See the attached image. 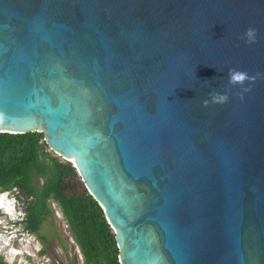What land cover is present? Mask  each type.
I'll return each instance as SVG.
<instances>
[{"label": "water", "instance_id": "obj_1", "mask_svg": "<svg viewBox=\"0 0 264 264\" xmlns=\"http://www.w3.org/2000/svg\"><path fill=\"white\" fill-rule=\"evenodd\" d=\"M28 131L119 264H264V0H0V132Z\"/></svg>", "mask_w": 264, "mask_h": 264}, {"label": "trees", "instance_id": "obj_2", "mask_svg": "<svg viewBox=\"0 0 264 264\" xmlns=\"http://www.w3.org/2000/svg\"><path fill=\"white\" fill-rule=\"evenodd\" d=\"M52 153L42 132H0V190L13 189L25 196L23 229L46 240V235L39 231L53 216L49 205L52 200L66 221L83 264H119L114 233L102 208L87 191L72 163ZM72 180L80 188L66 192ZM0 264L10 263L0 257Z\"/></svg>", "mask_w": 264, "mask_h": 264}, {"label": "rangeland", "instance_id": "obj_3", "mask_svg": "<svg viewBox=\"0 0 264 264\" xmlns=\"http://www.w3.org/2000/svg\"><path fill=\"white\" fill-rule=\"evenodd\" d=\"M52 154L63 159L55 152ZM75 188H80L79 183L72 180L65 191L70 192ZM13 194L14 210H23L25 196L20 191H14ZM49 205L53 210V216L42 224L39 231L40 234L46 235V240H41L39 234L26 232L21 222L8 224V217H3L0 212V232L9 230L7 236L0 234L1 258L10 264H83L81 252L70 234L59 207L52 200L49 201ZM13 214L16 215L17 211ZM6 242L13 248L9 249ZM41 249H44L43 253L40 252ZM15 251H18L19 255H16Z\"/></svg>", "mask_w": 264, "mask_h": 264}, {"label": "clouds", "instance_id": "obj_4", "mask_svg": "<svg viewBox=\"0 0 264 264\" xmlns=\"http://www.w3.org/2000/svg\"><path fill=\"white\" fill-rule=\"evenodd\" d=\"M256 29L249 28L246 33V42L248 44H252L255 42V34H256ZM229 76V84L230 85H245L246 81L251 82L252 80L255 79V77H250L247 72L236 70V69H230L228 72ZM250 88H243L244 92L250 91ZM241 98H243L241 96ZM229 97L227 94H220V93H214L211 94V102L214 104H224L228 101ZM209 104L208 100L204 101V106L207 107ZM14 190H0V212L2 213L3 217L7 218L8 217V224H14V223H19L21 222L23 218V210H14L15 205H14ZM6 203V206H3V204ZM17 201V205H18ZM14 211H17V214H13ZM9 233V230H4L3 233L0 232V234H7ZM6 244L9 246L10 243L6 242ZM10 248H13V246H9ZM16 255H19L18 251H15ZM23 254V253H22ZM22 254H20L22 256ZM23 257L25 255L23 254Z\"/></svg>", "mask_w": 264, "mask_h": 264}]
</instances>
